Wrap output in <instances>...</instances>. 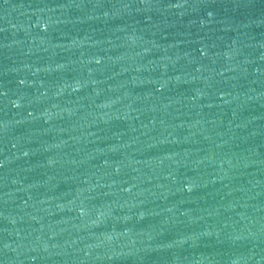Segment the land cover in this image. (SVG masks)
Here are the masks:
<instances>
[{
  "label": "water",
  "instance_id": "1",
  "mask_svg": "<svg viewBox=\"0 0 264 264\" xmlns=\"http://www.w3.org/2000/svg\"><path fill=\"white\" fill-rule=\"evenodd\" d=\"M0 264H264V0H0Z\"/></svg>",
  "mask_w": 264,
  "mask_h": 264
}]
</instances>
